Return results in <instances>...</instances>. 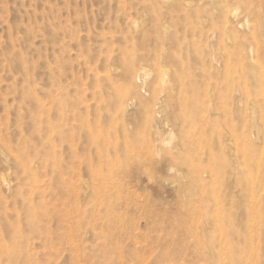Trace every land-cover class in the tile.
<instances>
[{
  "label": "rangeland",
  "instance_id": "374dc122",
  "mask_svg": "<svg viewBox=\"0 0 264 264\" xmlns=\"http://www.w3.org/2000/svg\"><path fill=\"white\" fill-rule=\"evenodd\" d=\"M0 264H264V0H0Z\"/></svg>",
  "mask_w": 264,
  "mask_h": 264
}]
</instances>
